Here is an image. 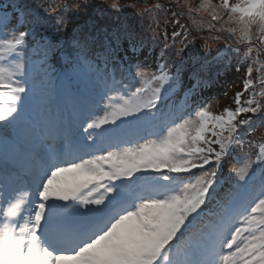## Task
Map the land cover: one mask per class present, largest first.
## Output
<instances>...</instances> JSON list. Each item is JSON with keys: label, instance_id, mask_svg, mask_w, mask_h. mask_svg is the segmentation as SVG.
<instances>
[{"label": "snow or ice", "instance_id": "1", "mask_svg": "<svg viewBox=\"0 0 264 264\" xmlns=\"http://www.w3.org/2000/svg\"><path fill=\"white\" fill-rule=\"evenodd\" d=\"M175 3L207 14L209 30L228 34L226 51L252 61L233 106L197 104L207 81L193 74L185 88L180 63L152 71L133 62L145 41L131 27L107 34L99 50L95 38L73 36L57 73L50 61L63 54L61 28L87 0L55 8L0 0V264H264V137L247 141L255 159L233 169L227 187L219 179L232 149L264 128V0ZM162 7L136 15L155 21ZM48 17L51 40L41 34ZM150 27L155 37L159 25ZM171 35L164 51L181 34ZM54 79L87 81L94 99L66 122L37 125Z\"/></svg>", "mask_w": 264, "mask_h": 264}, {"label": "rangeland", "instance_id": "2", "mask_svg": "<svg viewBox=\"0 0 264 264\" xmlns=\"http://www.w3.org/2000/svg\"><path fill=\"white\" fill-rule=\"evenodd\" d=\"M17 3L23 4L25 0H14ZM92 1V0H91ZM101 4L104 5V9L101 8V5H99L100 10H109L108 8L110 4L107 3V0H98ZM123 0H119L120 4L123 5ZM133 1V0H131ZM156 1V0H155ZM39 2L43 4L44 6H49L51 5L54 6H59L64 3H71L73 2L74 4H82L84 3V0H65L64 3H62L61 0H33V3ZM143 3L145 5H150L153 3L152 0H143ZM72 4V3H71ZM135 5V7H130L128 5ZM141 1L138 0L136 2H127L119 12L116 13H122L126 11L124 17H126L125 20L119 21L118 23H113L110 20H103L102 22H97V21H88V20H80L81 18H84L87 14H78V15H69L68 21L66 26H63L61 28V34L59 36V41L62 46H67L72 44V38L73 36L80 35V36H90L92 38H95L97 41L96 44H101L105 42V36L109 33H111L114 29L120 27V26H125V27H131L130 22H129V17L133 16L134 18H137L138 15H136L137 12L140 11L141 6ZM154 5V4H152ZM152 7V6H149ZM147 17V15H145ZM141 17V16H139ZM144 17V16H143ZM44 28L47 30H50L49 33L51 35L47 34V38L53 39L56 36V23H55V17H48L46 18L43 22ZM132 28V27H131ZM140 37H142L145 41L144 46H146L147 43H151V37H147L144 33L139 32L136 28H132ZM140 29V28H139ZM95 45V44H94ZM100 45L95 46L94 48H99ZM139 63L142 64L146 69L151 68V62L149 59L144 57L143 59L139 60ZM128 83L131 86H138L137 82L135 80H129ZM233 104V100L230 102Z\"/></svg>", "mask_w": 264, "mask_h": 264}, {"label": "trees", "instance_id": "3", "mask_svg": "<svg viewBox=\"0 0 264 264\" xmlns=\"http://www.w3.org/2000/svg\"><path fill=\"white\" fill-rule=\"evenodd\" d=\"M96 1L97 0H92V1L87 0L89 7L87 9H81V11H80V14L86 13L87 15L84 18H81L80 20L97 21V22H102L103 20H106V21L110 20L111 15L113 13H115L116 11L112 10L111 8H108L109 10H100L99 4L95 3ZM190 2L193 3L195 6H197L200 3V0H190ZM53 7H54V5H53ZM103 7H104V5H101V8H103ZM141 21H143V18L137 20L136 25L140 26L139 23ZM49 31L50 30L46 31V29L43 27L41 33L51 35L49 33ZM184 37H181V40L184 39ZM180 41H179V47L181 46ZM185 43H186V50L182 53L184 56H181L179 58L177 57V62L178 63L180 62L182 69H183V72H184V84L192 85L193 83H195V80L193 79V74H196L197 76H199V78L201 80L205 81L206 80L205 74H203L201 72H196V70H197L196 67H190V66L186 65V63H185V61H187L190 64L189 60L191 61L193 59L192 57H190V53H189L188 49L192 45H195L196 41L190 37V38L186 39ZM67 54H68L67 51H64L63 54L58 52L55 59L50 61V62L53 64L54 67L56 65L57 67L64 69L65 60H64L63 56L67 55ZM221 64H222V60H218L215 63L210 65V67H209L210 78L213 77L221 69Z\"/></svg>", "mask_w": 264, "mask_h": 264}, {"label": "bare ground", "instance_id": "4", "mask_svg": "<svg viewBox=\"0 0 264 264\" xmlns=\"http://www.w3.org/2000/svg\"><path fill=\"white\" fill-rule=\"evenodd\" d=\"M113 2V0H107L108 4H111Z\"/></svg>", "mask_w": 264, "mask_h": 264}]
</instances>
